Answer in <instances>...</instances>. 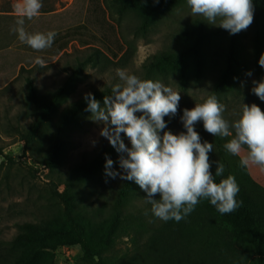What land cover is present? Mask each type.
Listing matches in <instances>:
<instances>
[{"label":"trees","instance_id":"16d2710c","mask_svg":"<svg viewBox=\"0 0 264 264\" xmlns=\"http://www.w3.org/2000/svg\"><path fill=\"white\" fill-rule=\"evenodd\" d=\"M175 1L111 0L118 15L132 14L140 22L139 31L143 33L159 17L169 13ZM91 2L90 12L99 27L98 32L94 33L87 25L75 27L65 34H57L52 47L43 51L59 56L73 41H79L85 47L101 43L110 51L114 48L122 50L116 30L106 20L99 0ZM253 4L255 6L256 1ZM262 7L264 9V0ZM239 34L232 35L222 28L213 29L204 21H196L183 32L182 37L187 36L190 40L177 52L153 57L145 68L147 74L161 75L164 70H171L178 74L182 84L191 80L199 84L209 75L207 65L197 60L203 45L212 52L215 36L230 35L235 40ZM88 49L90 53L75 60L71 74L54 92L43 94L33 78L26 79L27 103L32 108L30 117L34 120L22 135L25 155L38 139L49 133L42 164L50 170L61 162L70 134L84 129L91 115L85 110L87 101L82 98L64 109L55 127L52 126L53 130L49 129L57 108L81 82L87 69L98 64L104 56L97 48ZM112 55L118 56L114 52ZM191 56L197 62L188 65ZM228 72L217 73L212 94L218 98L239 91L237 78L241 70L233 73L232 78ZM92 94L102 104L111 89ZM172 118L165 117V121ZM195 130L202 142L213 144V151L209 153L213 173L216 161L225 166L223 177H217L216 182L231 174L239 184L236 199L242 201V206L235 212L221 215L208 200H201L180 222L161 221L153 216L146 202L142 209L135 208L132 202L144 199L146 194L134 182L123 180L114 188L112 203L104 201L96 205L92 201L93 188L99 186L91 187L95 183H88L105 172L106 157L114 164L120 155L112 146L105 147L95 157L77 165L66 181L56 185L53 194L58 198V206L37 222L19 225L16 238L6 247L0 246V264H34L46 253H50L52 259L45 264H54V253L58 249L75 246H79L84 257L94 264H264V186L254 180L249 169L239 166L238 157L223 148L228 138L214 137L202 125ZM0 155H3L1 147ZM60 186H64L63 192L58 190ZM88 188L92 191H85ZM130 236L135 244L132 252L118 256L116 245L122 238Z\"/></svg>","mask_w":264,"mask_h":264},{"label":"rangeland","instance_id":"374dc122","mask_svg":"<svg viewBox=\"0 0 264 264\" xmlns=\"http://www.w3.org/2000/svg\"><path fill=\"white\" fill-rule=\"evenodd\" d=\"M253 1H256L254 21L247 30L241 31L235 40L230 35L215 36L212 52L203 45L197 60L207 65L209 75L199 84L192 80L182 84L175 71L164 70L161 75L148 76L145 68L153 57L177 52L187 43L190 39L182 36L190 24L199 20L207 23L202 16L191 14L187 0H176L169 13L159 17L146 33L139 31L140 22L132 14L120 16L111 0H99L106 20L116 30V38L122 47L121 51L117 48L111 50L118 54L117 57L101 43L85 47L79 41H73L59 56L46 51H34L21 43L17 34L11 30L17 18L13 9L16 0H0V147L3 149V155H0V246L6 247L16 238L19 225L37 222L58 206V198L53 194L56 185L66 181L70 172L84 160L95 157L103 148L111 146L100 135L103 123L94 122L89 115L84 129L70 134L62 160L54 170L47 169L42 164L49 133L38 139L25 155L22 135L34 120L30 117L32 108L27 103V78L36 81L41 93L54 92L71 74L70 68L75 60L89 54L88 48H97L105 57L102 56L98 64L87 69L81 82L57 108L49 129L53 130L64 109L84 98L87 93L111 89L113 84L119 82L116 70L123 69L142 79L160 80L180 92L178 112L167 122L166 129L178 134L186 131L181 121L183 110L193 108L196 103H202L212 94L217 73L227 70L232 78L241 70V75L237 78L239 91L217 97L226 106L224 118L235 120L243 103H256L264 110V101L259 100L251 91L255 86L254 81L264 79V68L258 63L264 53L263 0ZM42 4L40 16L25 21L27 31H55L57 34H65L75 27L87 25L94 33L98 32L99 27L90 12L91 0H42ZM207 24L213 29L218 28ZM37 57L45 62L43 67L35 63ZM197 60L191 56L187 64L191 65ZM249 72L251 75L247 74ZM201 125L203 126L202 121L195 128ZM121 136L128 145L127 138L123 134ZM8 157L13 161H9ZM118 161L119 157L113 164L117 171L120 170ZM248 169L254 180L264 186V171L256 167ZM120 180L119 177H107L105 172L97 175L94 181L88 183H95L91 187L99 186L93 188L95 193L92 201L96 205L104 201L112 203L114 188ZM58 190L63 192L64 186H60ZM90 190L88 188L85 191ZM132 203L136 209H142L146 204L145 198ZM148 220L151 221V216ZM134 245L133 236L124 237L116 245L115 253L118 256L130 254ZM50 259L52 256L46 253L39 256L34 264H45ZM54 264L94 263L84 257L79 246H75L58 249L54 253Z\"/></svg>","mask_w":264,"mask_h":264},{"label":"clouds","instance_id":"9594fccd","mask_svg":"<svg viewBox=\"0 0 264 264\" xmlns=\"http://www.w3.org/2000/svg\"><path fill=\"white\" fill-rule=\"evenodd\" d=\"M187 5L193 16H202L232 35L247 30L254 21L253 0H187ZM42 7V0H16L13 4L17 18L11 30L21 43L38 52L51 48L57 36L55 31L26 30L25 21L39 17ZM35 63L45 64L39 57ZM258 63L264 68V53ZM116 75L119 82L112 85L102 104L92 93L84 97L91 119L104 125L100 135L120 154L119 171L106 157L105 175L137 184L146 194L153 216L165 222L185 219L201 200H208L221 215L241 207L235 176L229 174L216 182L217 177H223L225 166L216 161L213 173L209 157L213 144L202 142L195 125L202 121L207 133L228 138L223 148L239 158L241 168L264 171V110L256 103H243L237 118L230 122L224 118L226 106L211 94L183 110L181 121L186 131L174 134L166 130L165 117L176 116L180 92L160 80L142 79L123 69H117ZM253 83L251 91L264 101V79Z\"/></svg>","mask_w":264,"mask_h":264}]
</instances>
